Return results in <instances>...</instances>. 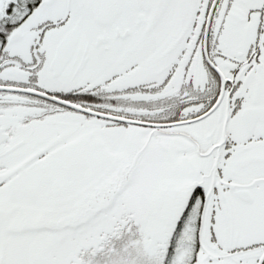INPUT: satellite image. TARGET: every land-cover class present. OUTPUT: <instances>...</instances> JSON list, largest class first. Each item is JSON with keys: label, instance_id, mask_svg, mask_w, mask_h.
Segmentation results:
<instances>
[{"label": "snow or ice", "instance_id": "6c2138e0", "mask_svg": "<svg viewBox=\"0 0 264 264\" xmlns=\"http://www.w3.org/2000/svg\"><path fill=\"white\" fill-rule=\"evenodd\" d=\"M0 264H264V0H0Z\"/></svg>", "mask_w": 264, "mask_h": 264}]
</instances>
